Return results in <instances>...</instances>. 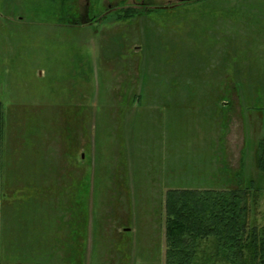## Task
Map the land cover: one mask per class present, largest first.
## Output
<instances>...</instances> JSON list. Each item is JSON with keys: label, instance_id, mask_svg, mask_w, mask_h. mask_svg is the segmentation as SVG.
<instances>
[{"label": "rangeland", "instance_id": "1", "mask_svg": "<svg viewBox=\"0 0 264 264\" xmlns=\"http://www.w3.org/2000/svg\"><path fill=\"white\" fill-rule=\"evenodd\" d=\"M179 1L0 0V264H163L165 192L238 172L264 220V0Z\"/></svg>", "mask_w": 264, "mask_h": 264}, {"label": "trees", "instance_id": "2", "mask_svg": "<svg viewBox=\"0 0 264 264\" xmlns=\"http://www.w3.org/2000/svg\"><path fill=\"white\" fill-rule=\"evenodd\" d=\"M153 10L148 6L116 8L113 21H130ZM105 16L100 13L93 19ZM255 159L264 177V140L258 143ZM230 183L232 188L221 190L165 192L163 264H264V220L258 223L249 202H255L261 187L253 180L244 181L239 172ZM73 264H83L80 255Z\"/></svg>", "mask_w": 264, "mask_h": 264}, {"label": "crops", "instance_id": "3", "mask_svg": "<svg viewBox=\"0 0 264 264\" xmlns=\"http://www.w3.org/2000/svg\"><path fill=\"white\" fill-rule=\"evenodd\" d=\"M22 164H26V163H21V164H18V165H22ZM57 165H61L62 164V161L61 162H59V163H56ZM26 166V165H25ZM8 168H12V167H10V165L8 166ZM7 168V169H8ZM21 169H24L23 167H21ZM59 234H58V237H59V241H60V244L63 242V241H65L66 239H67V236H69V235H66V233L67 232H69L68 231V229H59ZM71 235V234H70ZM60 248V247H59ZM60 249H62V247L60 248Z\"/></svg>", "mask_w": 264, "mask_h": 264}, {"label": "flooded vegetation", "instance_id": "4", "mask_svg": "<svg viewBox=\"0 0 264 264\" xmlns=\"http://www.w3.org/2000/svg\"><path fill=\"white\" fill-rule=\"evenodd\" d=\"M187 1V0H186ZM186 1H183V2H186ZM180 2V1H179ZM109 6V5H108ZM160 7H162V6H160Z\"/></svg>", "mask_w": 264, "mask_h": 264}, {"label": "water", "instance_id": "5", "mask_svg": "<svg viewBox=\"0 0 264 264\" xmlns=\"http://www.w3.org/2000/svg\"><path fill=\"white\" fill-rule=\"evenodd\" d=\"M181 2H183V1H186V0H180Z\"/></svg>", "mask_w": 264, "mask_h": 264}]
</instances>
